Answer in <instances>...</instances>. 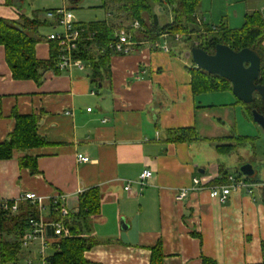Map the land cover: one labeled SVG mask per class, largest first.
<instances>
[{
    "label": "crops",
    "instance_id": "1",
    "mask_svg": "<svg viewBox=\"0 0 264 264\" xmlns=\"http://www.w3.org/2000/svg\"><path fill=\"white\" fill-rule=\"evenodd\" d=\"M32 1L0 0V17L17 20L38 13L48 21L43 26L48 33L58 29L45 11L70 4L63 0L62 5L32 10ZM254 10L264 19V0L238 11L243 17ZM197 13L201 16L199 9ZM41 29L35 53L47 60L49 42ZM173 44L168 42L167 52L140 44L134 52L111 54L109 78L97 86L88 67L48 70L40 83L14 79L0 45V142L13 131L15 113L38 115L37 132L46 140L0 159V202L32 191L44 197L49 211L48 196L61 192L66 206L77 211L79 195L98 187L101 208L90 218V235L99 242L84 252L95 264H149L150 247L157 242L163 264H202L203 257L218 264H258L264 240V158L259 174L243 176L247 185L231 190L224 201L211 198L207 188L196 190L228 184L217 181L222 171L239 177L227 169L231 160L224 156L241 149L248 158L258 157L256 146L248 142L228 153L216 147L230 143L227 137L253 136L236 133V113L245 121L244 106L230 90L194 94L191 67L176 55ZM184 127H192L199 139H170L172 131ZM77 154L88 160L79 162ZM23 155L35 157L36 173L19 166ZM145 168L152 172L147 185L139 189L132 183L125 191L126 183ZM180 189L188 192L177 199ZM20 252L27 256L25 250Z\"/></svg>",
    "mask_w": 264,
    "mask_h": 264
},
{
    "label": "trees",
    "instance_id": "2",
    "mask_svg": "<svg viewBox=\"0 0 264 264\" xmlns=\"http://www.w3.org/2000/svg\"><path fill=\"white\" fill-rule=\"evenodd\" d=\"M80 0H68L70 9L77 8ZM201 0H101L99 7L110 14L107 18L87 23H80L84 32L78 43V54L84 60L90 70V79L96 84L104 82L109 78L110 55L108 45L114 39L116 30L126 26L134 41L154 42L161 35H182L184 39L195 36L196 43L191 47H200L208 54L214 52L216 43L226 44L233 50L238 51L247 47L253 49L261 59L259 76L256 83L264 86V19L259 11L254 10L244 15L243 24L237 29L230 28L226 22L219 24L208 23L198 15L197 10ZM10 2V0H7ZM168 7L171 14L170 21L161 23L159 12ZM158 8L161 11H158ZM48 11V10H47ZM45 11V12H47ZM139 23L138 30L131 29L129 25L133 22ZM128 25H125V23ZM49 25L47 20L39 18L38 13L31 16L22 14L17 20L0 17V45L4 48L5 62L10 68L12 77L17 80L32 79L40 83L43 74L48 71H59L57 62L56 43L49 42V58L47 60L37 59L35 53L36 44L42 40L39 29ZM199 29L202 31L200 33ZM209 33V34H208ZM173 39V38H172ZM194 65V64H193ZM190 87L194 94L211 91L230 90L231 84L225 78L216 74H209L204 70L191 67L189 70ZM245 113L250 117V111L256 109L264 115V104L257 92L254 93L250 104L242 103ZM251 118V117H250ZM39 116L35 114H14V128L4 141L0 142V159H9L14 150L25 152L28 148L46 144L45 138L41 137L38 130ZM171 140L183 142L196 141L199 139L192 127H184L172 131ZM255 138L227 137L230 143L226 145L217 144L218 151L228 153L234 148L248 142L253 144ZM216 138L215 141H227ZM214 141V140H213ZM20 167L28 169L31 173L38 171L36 159L32 156L23 155L18 158ZM238 174V173H237ZM219 182L227 181L225 171L220 173ZM241 176L240 174H238ZM245 177V176H244ZM249 179L251 177H245ZM101 193L98 187L84 190L78 198L77 211L62 219L68 227L69 235L64 236L58 242V247L49 256L50 264H95L84 258V252L98 244V239L91 233L90 218L100 212ZM11 205L12 201H8ZM18 212L11 214L0 210V264H15L21 250L20 235L26 228L25 217L35 215V206L28 202H19ZM262 261L264 264V240L261 241ZM151 253L149 264H163V251L161 242L150 247ZM202 264H218L216 261L203 257Z\"/></svg>",
    "mask_w": 264,
    "mask_h": 264
},
{
    "label": "built area",
    "instance_id": "3",
    "mask_svg": "<svg viewBox=\"0 0 264 264\" xmlns=\"http://www.w3.org/2000/svg\"><path fill=\"white\" fill-rule=\"evenodd\" d=\"M109 16L110 14H106L107 18ZM46 18L52 21L51 24H54V27L58 28L48 33L45 38L48 42L54 41L56 43V65L59 71L73 69L79 71L84 70L87 66L78 54V43L84 38L82 36L84 27L76 22L72 9L68 6L53 8L46 12ZM129 26L131 29L138 30L139 23L138 21L133 22ZM167 35L168 34L161 35L160 38L164 37L163 42L161 43L158 40L155 44L153 43V46H158L160 49L167 52V50H169L168 42L166 43L165 41ZM113 36L114 39L110 41L108 45L109 50H112L113 54H128L136 51L135 48L138 47V45L147 44L146 41H134L126 26L116 30ZM174 39L177 41L179 36L175 35ZM88 110H90V108H88ZM76 157L79 162H86V160H88L87 156L81 154H77ZM151 176V170L146 168L143 169L137 179L129 180L126 183L124 190L129 191L132 183L137 184L139 189H143ZM227 181L228 184L225 185L208 187L200 185L196 190L207 188L211 198H218L220 201H224L231 190L239 186L247 185L242 176L237 177L236 175H228ZM193 183L196 185L199 183V180L193 178ZM187 192V189H180L177 192L176 198H184ZM43 198V196L30 191L20 194L16 200L12 201L11 205L8 204V201L0 202V210L7 211L11 214H16V212H18L19 202L24 201L29 204L32 203L35 206V215H28L25 217L27 226L19 237L21 249L25 250L27 253V256L23 257V259H25L24 264H31L34 258L37 264H50L49 256L57 249L58 242L64 236L69 235V229L62 222V219L58 220L54 218L55 216L65 218L75 212L66 206V195L61 192H56L48 196L47 205L49 211L45 209L46 205L43 203ZM32 250L36 252V256L34 255V257L31 258Z\"/></svg>",
    "mask_w": 264,
    "mask_h": 264
},
{
    "label": "rangeland",
    "instance_id": "4",
    "mask_svg": "<svg viewBox=\"0 0 264 264\" xmlns=\"http://www.w3.org/2000/svg\"><path fill=\"white\" fill-rule=\"evenodd\" d=\"M66 3H69L68 0H65ZM257 0H201L199 2L198 9L201 11V16H204L207 20L215 21L217 24L220 23V21H225L227 25L232 29H237L240 27L244 22V16L240 14L241 12L238 11L239 8L243 7L245 10H251L253 6H255ZM63 0H33L31 3L32 10L37 9H47L52 8L54 5H62ZM101 3V0H80L77 4V8L72 9L74 17L79 22H91L95 20H101L106 17L105 10L101 7H99ZM158 11H161L160 8H158ZM236 11V12H235ZM237 13V14H236ZM203 14V15H202ZM170 10L168 7H165V10L163 12H159V19L161 20V23H165L166 21H169L170 18ZM125 25H128L126 22ZM42 33L44 35H47L50 31L48 28L42 27ZM202 30V29H201ZM199 29V32H202ZM209 34V33H208ZM178 35L179 39L176 41L174 39V36ZM174 36L167 35L166 36V43L171 42L173 44V41H176L175 44L172 45V47L176 46L177 49H175L176 55L181 59H183L184 62L189 67L193 66V62H191L190 58V49L191 44H195L197 39H194L195 36H190V39H184L182 35L175 34ZM173 38V39H172ZM154 42H147L149 46H153ZM163 40L160 42L162 43ZM224 96V95H219ZM224 101L223 97H220L219 101ZM246 119L244 121V117H242L239 113H236V133H248L249 135H253L255 137L253 144L257 148L258 157L256 159L254 158H248L244 152L241 151V149L232 154H228V156H224L223 158L226 160H231V164L228 165L227 169L233 174L234 171L237 170L242 166L244 163H249L252 166V169L254 173L257 176L259 173V167H261V161H263V154H264V131L261 130V128L254 122L250 117L247 115L245 116ZM247 122V123H246ZM225 123V127L229 126L227 122ZM227 124V126H226ZM246 125L249 127H246ZM255 128V129H254ZM257 129V130H256ZM235 133V134H236ZM252 136V137H253ZM19 258L18 261L15 264H24L25 259L23 257L25 256L23 253L19 252ZM36 256V252L32 250L31 258ZM31 264H37L36 259H32Z\"/></svg>",
    "mask_w": 264,
    "mask_h": 264
},
{
    "label": "water",
    "instance_id": "5",
    "mask_svg": "<svg viewBox=\"0 0 264 264\" xmlns=\"http://www.w3.org/2000/svg\"><path fill=\"white\" fill-rule=\"evenodd\" d=\"M214 52L208 54L200 47L190 49V58L194 66L207 73L226 78L231 84V93L236 100L250 104L257 92L264 104V86L256 83L259 76L261 59L252 49L244 47L238 51L226 44L216 43ZM250 117L264 131V115L255 108L250 111ZM251 164L244 163L237 170L242 177L254 175Z\"/></svg>",
    "mask_w": 264,
    "mask_h": 264
}]
</instances>
